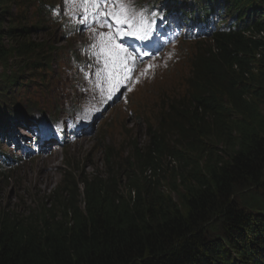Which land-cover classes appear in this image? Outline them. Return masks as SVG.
<instances>
[{
    "label": "trees",
    "instance_id": "16d2710c",
    "mask_svg": "<svg viewBox=\"0 0 264 264\" xmlns=\"http://www.w3.org/2000/svg\"><path fill=\"white\" fill-rule=\"evenodd\" d=\"M181 1L199 7L193 19L211 9L231 24L192 58L188 108L170 106L186 124L180 134L198 137L197 150L208 153L206 166L169 150L152 129L124 180L113 172L115 160L106 159V173L83 174L77 191L71 186L53 193L38 217L0 214V264H264V0ZM15 2L0 0V24L7 13L1 9ZM43 2L54 7L56 1L34 0L40 7ZM20 32L0 29L3 68L10 67L8 55L27 46L15 36ZM48 44L39 41L33 52ZM18 79L8 75L4 83L12 87ZM5 106L2 97L0 130L30 116ZM208 140L227 142L230 150L217 156L212 142H202ZM176 163L182 173L176 172L168 193L156 184L158 174ZM135 171L142 180L131 179ZM243 191L252 197L246 201Z\"/></svg>",
    "mask_w": 264,
    "mask_h": 264
},
{
    "label": "rangeland",
    "instance_id": "374dc122",
    "mask_svg": "<svg viewBox=\"0 0 264 264\" xmlns=\"http://www.w3.org/2000/svg\"><path fill=\"white\" fill-rule=\"evenodd\" d=\"M169 2L172 1L135 0L132 8L138 12L143 6L167 9L170 8ZM175 2L178 9L190 12L184 8L186 3ZM43 5L38 6L34 0H16L1 9L7 13H2L0 29L23 30L25 33L20 32L21 36H15L27 46L19 54L12 52L8 55L10 67L0 66V100L4 97L6 110L21 108L23 115H30L33 119L48 118L53 128L63 132L68 139L63 149L42 148L34 153V147L20 153L19 145L26 146L31 135L38 134L34 121L31 118H26L25 122L10 120L11 130H0V168L6 167V175H0V214L21 219L38 217L44 213L45 207L50 206L53 193L61 194L71 186L76 190L83 174L106 173V159L115 160L117 165L113 172L124 180L125 175L131 173L128 164L133 162L136 151L145 145L152 129L163 134V143L169 150L189 156L198 166H206L208 153L197 150L200 144L195 139L198 137L193 138L186 132L180 134L178 129L185 131L186 124L170 106L177 108L178 112L188 108L184 86L190 73V61L208 48V42L182 40L154 59L138 64L127 87L115 89L109 98V89H96L83 79L86 77L83 68L88 73L89 61H93L92 57L86 61L83 48L86 47L88 53L93 52L97 34L104 31L84 32L81 21L71 15L68 19L63 7L61 15L56 16L51 5L47 2ZM102 7L109 11L106 4ZM39 41L49 44L35 54L32 45L38 46ZM3 43L10 44L6 40ZM28 52L30 54H26ZM5 75L19 79L14 86L8 87L4 83ZM205 127L213 129L209 128V123ZM15 137L18 147L13 152L15 146L12 149L10 146ZM42 139L41 145L44 146L45 138ZM202 142L209 144L212 141ZM212 144L217 156H224L230 150L227 142ZM179 165L176 163L173 168L168 166L159 171L156 184H161L165 192L171 193L175 174L181 172ZM132 178L142 180L137 171ZM62 180L64 184L59 185ZM120 189L125 192L122 186ZM82 190L83 186L78 184L81 195ZM243 193L247 195L246 201L252 197L247 191Z\"/></svg>",
    "mask_w": 264,
    "mask_h": 264
},
{
    "label": "snow or ice",
    "instance_id": "6c2138e0",
    "mask_svg": "<svg viewBox=\"0 0 264 264\" xmlns=\"http://www.w3.org/2000/svg\"><path fill=\"white\" fill-rule=\"evenodd\" d=\"M106 2L107 0H83L84 4L95 9H100ZM111 2L116 10L108 11L103 19H101L100 11L94 13L96 22L100 23L101 27L109 28L110 31L98 33L97 43L92 45L93 48L98 47V51L94 55L103 62L102 72L97 73V75L98 77L103 76L109 84V98H111V92L118 88L121 79H129L130 74L134 72L128 63L130 54L122 44L116 42L119 36L128 34L123 32L122 26L127 25L134 29L130 34L136 36L139 33L138 38H144L147 35V21L143 12H138L132 8L135 0H111ZM109 18L114 20V23H109ZM137 18L139 20L138 25L132 23ZM113 28H115L114 32L111 31ZM120 73H123V76Z\"/></svg>",
    "mask_w": 264,
    "mask_h": 264
},
{
    "label": "bare ground",
    "instance_id": "6f19581e",
    "mask_svg": "<svg viewBox=\"0 0 264 264\" xmlns=\"http://www.w3.org/2000/svg\"><path fill=\"white\" fill-rule=\"evenodd\" d=\"M172 5V6H171ZM177 5V3L176 2H174V1H172V2H169L168 3V6H170V9L171 8H175V6ZM212 8V7H211ZM190 11L192 12V13H195V14H197L198 13V11H199V7L198 8H191L190 9ZM219 11H221V9H219ZM219 11H216V12H218L219 13ZM208 16H211L212 14H213V12L211 11V9L208 11ZM214 24H216L215 22H209V24H207V26H205L204 27V32H206V34H207V32L209 33L211 30H212V28H213V26H214ZM206 28V29H205ZM164 33V30H161V34H163ZM164 37H166V36H164ZM187 41H190V38H187ZM191 42V41H190ZM135 73V72H134ZM134 73L132 74V75H134ZM95 102H96V100H95ZM103 103V101H101L100 102V104H102ZM96 107V106H95ZM4 134V133H3ZM2 134V135H3ZM64 134V133H63ZM5 169H6V167H3V170L5 171ZM1 171V170H0ZM4 171H2V172H4ZM2 175V174H1Z\"/></svg>",
    "mask_w": 264,
    "mask_h": 264
}]
</instances>
